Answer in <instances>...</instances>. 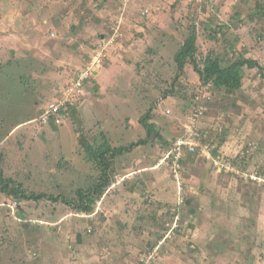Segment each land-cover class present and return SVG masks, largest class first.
<instances>
[{"label":"rangeland","instance_id":"374dc122","mask_svg":"<svg viewBox=\"0 0 264 264\" xmlns=\"http://www.w3.org/2000/svg\"><path fill=\"white\" fill-rule=\"evenodd\" d=\"M198 1L0 0V170L6 178L71 203L100 172L80 136L129 147L146 136L140 119L154 104L155 121L173 141L120 155L102 196L108 203L97 199L99 211L89 216L62 202L2 196L0 264H264V182L244 175L256 172L264 181V70L245 69L242 89L230 95L201 87L190 65L176 83L180 96L164 94L193 21L203 23L198 51L212 52L223 69L239 55L264 67V0ZM203 2L193 13L190 7ZM95 57L102 61L95 71L100 91L89 88L78 118L64 128L41 126L45 106ZM190 95L210 101V108L193 116ZM193 119L215 145L190 139L186 126ZM182 141L200 156L182 154L180 164L189 157L177 182L164 158ZM139 176L149 189L159 182L167 199L132 190ZM201 184L209 196L197 191Z\"/></svg>","mask_w":264,"mask_h":264},{"label":"trees","instance_id":"16d2710c","mask_svg":"<svg viewBox=\"0 0 264 264\" xmlns=\"http://www.w3.org/2000/svg\"><path fill=\"white\" fill-rule=\"evenodd\" d=\"M196 2L197 4H201L198 0H196ZM204 2L200 7L194 8L193 6H191L190 8L192 12H201L203 10ZM250 19H255L254 14L250 15ZM199 26L196 25V23H194L193 21L189 37L185 42H183L180 49L176 53L175 63L177 65V73L176 76L171 80V82L166 81V91L164 92L165 95L171 94V96H180L181 91L178 92L179 94L176 92V83L183 75H185L186 67L190 65L193 68L194 72H196V74L198 75L199 82L200 84H202L201 87L204 88L206 86H211V88H214L215 90L225 89L226 94L230 95H234L242 89L243 81L245 78V69L251 71L256 70L258 72H262L264 70V67H262L259 61L243 55H239L238 59H236L233 63L227 65V67L223 69L220 62L217 59L213 58L214 55H212V52L204 55L202 52L198 51V31L203 26L201 20ZM262 40L264 39L262 38ZM79 76V73L76 74L75 77L72 78V80L75 81V79L79 78ZM85 86V94L63 105L58 115L53 116L50 119L48 127L58 128L62 126V128H64L65 122L70 118H78V111H80V106L84 103L83 101L85 100V96L89 88L95 90V92H99L101 89V85L99 83V75H93L90 79H87L85 81ZM184 88L182 87L183 91L185 90ZM60 93L57 92L56 97L58 99L60 98ZM188 99L191 100V103L193 101L192 109L193 106H197H195L197 100V97L195 95H190ZM155 110L156 105L154 104L140 119V124L144 128L146 136L143 139H140L139 142L131 144L129 147H120L114 149L107 143L108 141L106 139H100V141L102 142H100V145H98L99 142H97V140H94L92 142L88 137L83 138L82 136H80L79 140L82 142V147L86 151L85 154L89 157L87 158V160L90 161V163L94 165L96 170L100 172L94 183H92L88 188L78 191L77 199L75 201L70 203L60 196L54 197L53 195H48L43 192L35 193L31 189L25 188V184H23L20 180L6 178L2 170H0V193L4 196L12 197L13 199H17L21 202H62L72 207V209L77 213H83L88 216L92 215L95 212V201L105 194L110 185L113 170L115 172H118L115 167V160H118L120 155H123L124 152L129 153L134 149L149 145V143L153 145L154 142L164 147H168L170 144L172 145L173 141L165 137L160 124L155 121V116L153 115V111ZM57 121H60V124H58ZM77 134L79 135V132H77ZM207 142L208 140H204V143ZM181 162L184 165L185 161ZM167 167L171 171L172 180L179 182V180L176 179L173 173L174 170L172 169V166H170V163H168ZM143 179L144 178H142L141 176H139L138 178L139 182H143L142 185H144L145 189L146 187ZM123 185L126 186L128 185V183L126 182ZM145 191L147 190L145 189ZM23 227L28 229L30 225L29 223H25Z\"/></svg>","mask_w":264,"mask_h":264},{"label":"built area","instance_id":"2783aa9c","mask_svg":"<svg viewBox=\"0 0 264 264\" xmlns=\"http://www.w3.org/2000/svg\"><path fill=\"white\" fill-rule=\"evenodd\" d=\"M102 61H100L98 58H94L92 61H90V64L85 66L79 76V78L75 79L72 83H69L67 87H65L61 93V99L58 100L57 102L50 103L48 107L45 108L43 115L41 117V124L44 126H48L50 123V119L53 116L58 115V113L61 110V107L65 104H67L69 101H72L79 96L84 95V90L86 89L85 86V81L87 79H90L93 75H95V71L98 70L99 67H101ZM202 109L199 113L196 112L194 113L193 116L195 115H202L203 113ZM194 123L192 124V127L186 126V130H188V134L190 136V139L195 140V139H200L201 134L198 131V123L200 120L193 119ZM58 124H60V121H57ZM201 140V139H200ZM179 143L176 145L174 150H171L167 153L166 157L164 158L166 162L170 163V166H172V169L174 170V175L177 180H179V175H180V170H181V164L180 160L182 157V154L188 151L190 155H199L198 147L193 146L191 144H188V142ZM186 146V147H185ZM203 153L209 154L208 150L204 149L201 150ZM167 163V165H168ZM244 174V173H243ZM248 180L251 181H259L263 183L262 179H260L258 173H246L244 174Z\"/></svg>","mask_w":264,"mask_h":264},{"label":"crops","instance_id":"0c3cea01","mask_svg":"<svg viewBox=\"0 0 264 264\" xmlns=\"http://www.w3.org/2000/svg\"><path fill=\"white\" fill-rule=\"evenodd\" d=\"M73 81V80H72ZM72 81H70V83L72 82ZM58 98L56 97V99L54 98V102L56 101H58L57 100ZM201 101H202V103H197L198 101L196 100V103H195V106L196 107H194L193 106V109H192V111H193V113H196V112H200L202 109H205V108H210V105H211V103H210V101L209 102H205V100H203V99H201ZM49 104V103H48ZM48 104L45 106V107H47L48 106ZM44 110H45V108H44ZM191 111V112H192ZM66 124H67V122H65ZM203 123H204V121H203ZM65 125V124H64ZM42 126V125H41ZM201 127L202 126H198V131L200 132V134H201V140H203V143H204V140H208V142L207 143H204V144H209V145H215L216 143L214 142V140H212L211 138H209L210 137V134L208 133V132H201ZM39 137H41V135H39ZM23 140H25V139H23ZM55 139L54 138H52V141H54ZM130 153V152H129ZM190 155V154H189ZM192 155H190V157H191ZM189 157V156H188ZM188 157H187V159H188ZM197 157H199V156H197ZM187 159L185 160V161H187ZM3 172V171H2ZM142 178H144V177H142ZM156 178V177H155ZM156 179H158V178H156ZM144 180V183H145V189L147 190V192L149 193V195L150 194H152L153 196H155V199H157V197L156 196H159V198H160V201H158V202H162V200H164V199H167L166 197H165V194H166V191H164V189L162 188V187H160L159 186V182L157 183L156 181H154V183H155V187H154V189H149V188H147L148 187V184H149V180H148V182H146V179L144 178L143 179ZM134 183V185H132V190L133 189H135V186H136V188L138 189L139 187H142L143 188V190H145L144 189V185H142V183L143 182H139V180L138 181H133ZM137 184V185H136ZM210 188H213L212 187V184H210ZM207 185L205 186V185H203V184H201L199 187H198V189H197V191L200 193V194H202L203 193V195H204V197H206V196H209V191L207 190ZM88 188V187H87ZM209 189V188H208ZM211 190V189H210ZM159 191V192H158ZM212 191L214 192V190L212 189ZM205 192V193H204ZM106 194V193H105ZM199 195V194H198ZM202 195V196H203ZM5 197L4 195H2L1 193H0V198L1 197ZM145 196L146 195H142V197H136V198H138L137 200H145ZM200 196V195H199ZM102 197V196H101ZM106 198H107V196H106ZM104 199V197H102V198H99V199H102V202H101V205H102V203L103 202H105L106 204L108 203V201H107V199ZM154 199V198H153ZM193 199L192 198H188V201H187V205H189V203L191 202V205H189V206H192L193 205V201H192ZM204 200V199H203ZM157 201V200H156ZM165 202H167V201H165ZM188 207V206H187ZM96 211H99V210H96L95 209V212ZM194 211L193 210H191V213H193ZM86 215V214H85Z\"/></svg>","mask_w":264,"mask_h":264},{"label":"clouds","instance_id":"9594fccd","mask_svg":"<svg viewBox=\"0 0 264 264\" xmlns=\"http://www.w3.org/2000/svg\"><path fill=\"white\" fill-rule=\"evenodd\" d=\"M96 74V73H95ZM73 82V81H72ZM71 82V83H72ZM205 94H207V93H205ZM198 99V98H197ZM204 100V99H203ZM41 120V119H40ZM40 123H41V121H40ZM42 125V124H41ZM43 127H48V126H44V125H42ZM182 167H183V164H182V162H181V170H180V175L182 174Z\"/></svg>","mask_w":264,"mask_h":264}]
</instances>
